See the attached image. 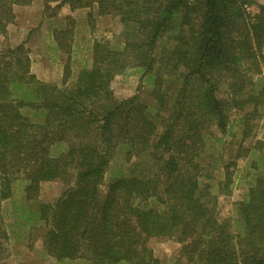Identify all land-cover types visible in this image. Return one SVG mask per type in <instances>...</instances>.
<instances>
[{
    "label": "trees",
    "instance_id": "16d2710c",
    "mask_svg": "<svg viewBox=\"0 0 264 264\" xmlns=\"http://www.w3.org/2000/svg\"><path fill=\"white\" fill-rule=\"evenodd\" d=\"M30 1L0 0L1 37L12 8ZM45 1L95 5L122 30L112 45L93 42L70 86L68 65L61 87L41 82L23 42L0 45V241L1 203L18 186L15 226L41 229L56 264H161L148 247L160 239L180 245L178 264H264V6L250 15L253 0ZM130 68L148 102L115 98L111 82ZM236 175L243 192L221 217ZM54 181L61 195L37 202Z\"/></svg>",
    "mask_w": 264,
    "mask_h": 264
},
{
    "label": "rangeland",
    "instance_id": "374dc122",
    "mask_svg": "<svg viewBox=\"0 0 264 264\" xmlns=\"http://www.w3.org/2000/svg\"><path fill=\"white\" fill-rule=\"evenodd\" d=\"M253 1L255 4L247 9L250 15L258 11L259 5L264 6V0ZM57 4L45 0H31L28 5L14 6L12 8L14 19L7 26L6 36H0V45L13 47L23 42L31 59V73L41 82L61 87L64 68L68 65L69 79L66 86H70L79 70L90 67L93 42L114 44L119 40L122 25L117 16H98L95 5L72 9L69 2L59 8ZM262 53L264 54V48ZM261 67V77H264V64ZM139 85L143 86L139 74L130 68L114 77L111 89L117 99L128 98L138 93L143 101L148 102V89L141 87L137 91ZM255 132L256 139L264 138V111ZM65 150V143L54 144L50 147V155L59 156ZM242 166L243 161H238L237 168L240 169ZM213 177L219 178V173L215 172ZM238 177L239 175H236L233 179L230 196H223L218 200L221 217L230 215L231 204L243 192V183L238 181ZM65 188L66 185L62 181L42 183L36 200L51 203ZM12 199L18 202L22 200L18 186L14 188ZM12 199L1 203V216L8 238L6 241H0V264H56V261L40 248L41 229H30V226L23 224L15 226ZM148 247L161 264H178L180 245L174 240L152 241Z\"/></svg>",
    "mask_w": 264,
    "mask_h": 264
},
{
    "label": "crops",
    "instance_id": "0c3cea01",
    "mask_svg": "<svg viewBox=\"0 0 264 264\" xmlns=\"http://www.w3.org/2000/svg\"><path fill=\"white\" fill-rule=\"evenodd\" d=\"M30 69H31V65H30Z\"/></svg>",
    "mask_w": 264,
    "mask_h": 264
}]
</instances>
